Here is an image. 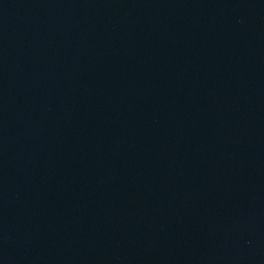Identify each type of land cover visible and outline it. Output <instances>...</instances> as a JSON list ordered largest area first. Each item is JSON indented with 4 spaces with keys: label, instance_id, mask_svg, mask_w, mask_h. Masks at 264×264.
<instances>
[{
    "label": "water",
    "instance_id": "obj_1",
    "mask_svg": "<svg viewBox=\"0 0 264 264\" xmlns=\"http://www.w3.org/2000/svg\"><path fill=\"white\" fill-rule=\"evenodd\" d=\"M0 264H264V0H0Z\"/></svg>",
    "mask_w": 264,
    "mask_h": 264
}]
</instances>
